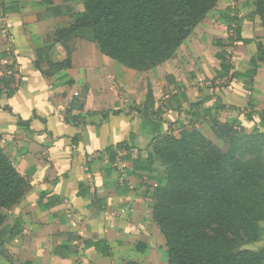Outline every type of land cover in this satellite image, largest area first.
Masks as SVG:
<instances>
[{
	"label": "crops",
	"instance_id": "crops-1",
	"mask_svg": "<svg viewBox=\"0 0 264 264\" xmlns=\"http://www.w3.org/2000/svg\"><path fill=\"white\" fill-rule=\"evenodd\" d=\"M251 1L219 0L171 58L145 71L124 67L79 38L70 66L48 74L50 63L66 59L56 33L71 26L81 3L0 0V54H6L0 76L12 69L15 79L13 94L0 87V148L29 184L3 210L5 224L21 225L3 244L14 261L0 256V264H166L148 199L159 177L154 145L183 130L212 141L240 118L227 108L264 110V63L256 60L251 84L232 77L248 76L264 44ZM62 5L72 14L35 20ZM228 27H238L239 40ZM42 49L47 53L38 54ZM222 58L231 66L225 76L218 74ZM96 240L105 243L106 257L85 245Z\"/></svg>",
	"mask_w": 264,
	"mask_h": 264
},
{
	"label": "trees",
	"instance_id": "trees-1",
	"mask_svg": "<svg viewBox=\"0 0 264 264\" xmlns=\"http://www.w3.org/2000/svg\"><path fill=\"white\" fill-rule=\"evenodd\" d=\"M81 1L84 8L81 15L78 17V14H74L71 26L56 33L58 43L66 52V59L63 63H50L48 74L70 66L74 43L79 38L96 43L104 56L129 69L145 71L158 66L174 55L193 29L216 7L219 0ZM10 4L17 6L18 3L12 1ZM250 5L253 7L251 15L258 16L264 27V0H252ZM12 11L17 12V9ZM72 12L73 8L69 5L56 6L37 14L35 20L42 21L69 15ZM228 30H233L236 40L240 39L238 27L233 29L228 27ZM47 51L42 49L38 51V54L47 53ZM258 54L257 59H251V70L247 73V77L238 74H233L232 77L245 81V84H251L257 68L256 60L264 63V45L258 47ZM5 56V53L0 54V60ZM221 61V70L218 74L225 76L229 73L231 66L226 64L223 58ZM14 83L12 69L9 74L0 76V87L5 88L8 95L15 92V88H12ZM85 92L86 90L83 91L82 98L85 97ZM148 99H150L149 96H147ZM215 109L223 110L226 107L217 105ZM227 110L236 112L240 118H231V123L223 125L220 131L230 132L232 128L242 129V124L252 125L253 131L264 130V110L246 114H241L233 107ZM17 123L23 124L20 119H17ZM192 132L203 142H208V139L197 131L192 130ZM189 134V131L183 130L179 133V139L171 135L162 136L159 139L182 145L183 138ZM124 146V144L117 145L119 149H123ZM105 152L109 158H113L110 148H106ZM156 152L154 145V154ZM193 172L194 179H197L193 189L197 187L209 193L203 205L200 204L198 196L194 195L189 199L181 192H176L179 186H170L169 192L176 193L173 195L175 203L170 206L169 213L162 215V211L157 213L152 207V218L163 235L166 247V264H264V248L255 251L253 245L264 236V227L260 219L251 216L252 211L247 210L240 203L235 186L230 187L229 184L224 185L218 180L201 177L198 170L193 169ZM148 179V177L142 178L144 182ZM28 187L27 178L17 173L12 162L0 148V256L10 263L14 260L3 244L19 234L21 222L15 220L12 227L5 224L6 217L2 210H9L15 205L27 192ZM230 209H233L232 215L228 214ZM170 213L174 220V228L170 232H165L161 228L162 223ZM221 217L234 223L236 228L239 226V231L234 232L233 235L244 242L242 245L245 244V246L238 245L226 234L204 232L198 226L199 221L212 222ZM85 243L87 247H94L101 256L108 255L103 241ZM237 249L241 250L236 251ZM15 261L22 263L19 259Z\"/></svg>",
	"mask_w": 264,
	"mask_h": 264
},
{
	"label": "rangeland",
	"instance_id": "rangeland-1",
	"mask_svg": "<svg viewBox=\"0 0 264 264\" xmlns=\"http://www.w3.org/2000/svg\"><path fill=\"white\" fill-rule=\"evenodd\" d=\"M78 1L82 6V11L76 12L79 17L84 8L82 1ZM244 126L242 129L232 128L230 132L220 131L212 141L208 140V142H203L200 137L193 134L192 130H187L190 134L183 138L182 145L166 139L157 140L155 155L159 177L157 184L150 187L148 197L154 211L157 213L162 211V215L168 214L170 206L175 203L173 195L176 192H181L189 199L196 195L203 205L209 193L197 187L195 189L198 190L193 189L197 180L194 179L193 169H195L199 171L201 177L208 180L215 179L224 185L235 186L240 203L247 210L252 211L250 215L259 218L264 227V130L253 131L252 125L244 124ZM179 137L180 135L175 138L179 139ZM170 186L179 187L175 193H170ZM232 213L233 209H230L228 214L232 215ZM171 215L170 213L162 223L161 228L165 232H170L174 228ZM198 226L204 232L226 234L240 246L244 243L233 235L234 232L239 231V226L237 225L236 228L234 223L224 217L212 222L199 221ZM259 242H264V236ZM259 242L253 244L255 251L262 249L256 245Z\"/></svg>",
	"mask_w": 264,
	"mask_h": 264
}]
</instances>
